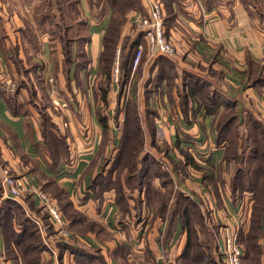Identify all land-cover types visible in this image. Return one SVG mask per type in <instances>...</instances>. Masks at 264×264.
Here are the masks:
<instances>
[{
  "label": "crops",
  "instance_id": "1",
  "mask_svg": "<svg viewBox=\"0 0 264 264\" xmlns=\"http://www.w3.org/2000/svg\"><path fill=\"white\" fill-rule=\"evenodd\" d=\"M51 1L53 8H56V0H0V182L4 166L35 183L39 181L48 186L53 182L61 188L72 206L82 213L83 217L71 220L74 234L70 239L65 240L57 233L46 230L41 233L40 238L45 245V249L40 251L42 264H77L73 250L61 249L60 245L65 244L85 249L92 255L91 264H143L153 257L159 259L160 264L175 263L187 242V233L180 224L176 225V232L170 234V225L152 208L144 209L139 219L133 213L128 219L121 220L118 206L113 200L104 198L100 202L89 196V184L101 162L99 150L104 130L97 116L100 90L97 91L95 87L102 78L100 58L113 10L106 4L92 6L90 0H78L80 11L72 16V22L67 21V33L76 39L73 47L80 51L79 56H74L67 73L62 45L50 32L51 28L58 29L69 15L61 16L59 11L54 14L52 9L50 17L43 6L32 14L34 4L40 6L46 2L49 5ZM148 1L140 0V8L127 12L122 36L133 38L140 32L133 34L130 29L140 11H149ZM168 3L173 11L168 34L176 46L174 61L178 62V66L215 56L223 66L228 81V97L239 103V109L244 114L260 112L259 116L264 119V0H170ZM164 5L168 7L166 3ZM165 18L169 21L167 15ZM79 24L84 27L80 32L76 30ZM118 50L120 53V48ZM117 52L116 61L119 59ZM82 55L87 58V63L80 66ZM159 55L146 52L139 77L154 80L160 68L157 62ZM2 72L17 83L15 94L1 88ZM49 76L56 80L55 92L48 84ZM135 76L137 74L133 72ZM115 87L119 88L112 83L108 92L110 97ZM166 92L163 90L153 95L167 98L169 103H165V109L168 112L173 104ZM54 100L67 105L58 109ZM40 107L48 114L50 124L47 126L43 123ZM191 108L187 118L182 107L177 106L181 115L178 123L189 129L197 125L192 118L193 114L197 118V113L194 107ZM255 108L257 111H253ZM169 117L167 126L172 128ZM202 118H198V122L201 119L203 127L215 129L213 114H204ZM173 123L176 125V121ZM157 126L160 127V124ZM51 132L62 141L65 153L60 152V147L55 148L57 141L52 144L47 138L46 135ZM90 136L93 138L87 141ZM175 142L166 141L171 146ZM180 145L186 148L181 142ZM55 154L58 164L52 156ZM214 154L216 158L213 163L217 164L220 151ZM204 172L211 175L205 169ZM187 177L181 180L185 182ZM195 182L197 188L188 182L189 189L182 182L177 188L193 197L203 211L205 206L216 209L222 226L238 218L243 231L248 230L253 206L252 192H246L235 201L230 185L225 196H216L210 186L200 185L199 180ZM229 182L230 177L226 183ZM27 195L28 200L23 196L20 203L28 212L38 215V211L42 210L38 196L33 193ZM92 222L100 227L88 230ZM76 223H83L84 229ZM222 226L217 238L218 250L223 243L220 234ZM163 241L167 242L163 244ZM260 243L264 248V237ZM0 264H25L20 256L18 260L7 257L1 227ZM261 264H264V252Z\"/></svg>",
  "mask_w": 264,
  "mask_h": 264
},
{
  "label": "rangeland",
  "instance_id": "2",
  "mask_svg": "<svg viewBox=\"0 0 264 264\" xmlns=\"http://www.w3.org/2000/svg\"><path fill=\"white\" fill-rule=\"evenodd\" d=\"M134 1V7L140 8L141 3L140 0H133ZM162 3L163 6V13L164 17H166V12H168V8L165 7V3H167V0H159ZM139 2V3H138ZM150 3V0L148 1ZM61 5L64 8V13L68 10L70 14L73 13V10L71 7H68V3L66 0H61ZM150 5V4H149ZM43 6V3L36 5H33L32 14L39 10ZM150 7V6H149ZM43 9H47L46 6H43ZM75 9V7H74ZM141 13L138 14L141 18L148 15V12L140 11ZM72 15H69L68 21L69 23L72 22ZM77 23V22H75ZM125 23L122 27V32L124 31ZM166 26V34H168L170 28L169 21ZM84 27L79 24V26H76L77 31H82ZM140 27L137 25L136 22H134V25L131 26V32L133 30V34H136L137 31H139ZM51 33V32H50ZM130 38L127 42V48L130 49L131 41L134 39V37L129 36H122V41L119 42V46L117 50L120 48L123 53H127L124 49V44L126 42V39ZM57 39V38H56ZM172 39V37H171ZM173 44L174 40L172 39ZM123 47V48H122ZM176 47V46H175ZM122 53V54H123ZM116 55V54H115ZM211 57V56H210ZM115 56V62L113 67V74L111 76V85L110 90L112 88V83L116 84L119 81L118 73L116 74V67L119 66L118 60L116 61ZM124 59V58H123ZM122 59V60H123ZM172 62L168 66L163 67V71H166L165 77L169 76L171 74V78L166 79L167 83V96L169 97V100L172 101L173 106H170L172 110L165 109V103H169L167 101L166 97L161 98V95L158 96V98L154 95H150L148 92H145L146 86L148 85L149 81H147L146 78L139 77L140 69L136 70L137 76L135 77H127L123 83V88L121 87L122 96L119 100V90L115 87L114 94L110 97L109 93H107V100H103V91L101 90L100 86L104 85L106 86L107 79L105 76L101 78L100 81L96 83L95 89L98 91L100 90V98H99V104L97 107H99L98 111V118L105 117L107 119L108 128L106 130H103V136L102 141L100 144V158L101 162L99 165L98 171L102 169V176L98 180V184H95V186L98 187L100 193L102 194L103 189H105L104 185L107 186L110 190L105 194V198H108L109 200H113L114 203L118 206L120 217L119 219H128L131 217L134 213V216H137V214L141 213V210H147L151 206H159L161 202L165 200L171 199V203L174 204L176 197L178 195L179 189L177 187L180 186V183H184V187L189 189V186L187 182L197 188V183L195 180L200 181V185L203 186H210L212 188V192L218 196V193L223 196L226 195V190L229 185H231V180L229 183H226L227 179H231L233 172H234V164L232 162L226 161L224 158V148L227 146V153H229L231 149V141L228 140V137L232 138L234 137V134L236 131H240L241 136H249V132L251 131V127H254L256 123L254 120L250 118V115L252 112L243 114V122L242 120H237L235 123H231L228 125V128H225V136L222 137L224 139V143L217 144L215 142L216 133L220 130V128L225 123L226 119L229 117H232L234 114H238L240 110H237L235 106L228 107L226 105V100L230 98L227 95L228 92V81L225 78V72L223 70V66L217 62V59L215 56H212L211 58H203V60L196 61L195 63H188L187 65H179L178 62L176 63L174 61L175 58H172ZM128 61V60H127ZM171 64H177L176 69L173 70L171 67ZM175 71V73H173ZM191 75H188V74ZM2 74L8 75L6 72H2ZM147 77V75L145 76ZM117 78V79H116ZM105 82V83H104ZM120 79V84H121ZM17 84V83H16ZM124 84H126L124 86ZM109 87V86H108ZM192 90L195 91L193 94ZM17 92V90H16ZM109 92V90H108ZM117 94V97H116ZM184 95H188L189 97V103L196 102V106H199L197 108H200L202 110H199L197 112V118L194 117L195 114L192 115V118L197 122V125H195L196 128H187L182 123H178V118L181 116L180 113L177 110V106L184 105ZM216 101L221 102L219 106L217 104L213 106V102ZM207 102L208 105L212 107L213 115L215 116V129L210 127H203V124L201 122H198V118L204 117V109H207V107H204V103ZM117 103V104H116ZM121 105V106H120ZM141 105V106H140ZM149 106L152 110L151 112L145 111L146 106ZM162 105V106H161ZM176 105V106H174ZM222 105V106H221ZM157 106L159 107L158 112ZM221 106V107H220ZM142 107V108H141ZM220 107V108H219ZM137 108L142 113L139 115ZM59 109V108H58ZM156 109V110H155ZM175 110V112H173ZM257 109L255 108V110ZM183 112V111H182ZM170 113V114H169ZM194 113V112H193ZM253 116L257 119L256 121H261L264 124L263 117H260V112L253 113ZM170 116V117H169ZM168 117L169 121L172 124V128L168 127ZM205 118H202L203 121ZM158 121V122H157ZM168 123H167V122ZM174 121H176V125H174ZM205 123V122H204ZM211 123V122H210ZM157 124H160V127L157 126ZM259 129V127H257ZM228 130V131H227ZM164 132V133H163ZM219 135V132L217 133ZM88 136V135H86ZM240 136V139L242 140V137ZM257 137L256 130H253L251 132V140L253 139L255 141H258L255 139ZM93 137H89L87 141H91ZM245 140V139H244ZM243 140V141H244ZM144 141V144H143ZM164 141H180L181 144L183 143L184 147H186L187 150L191 151L194 161L197 163L196 165H201L199 168H194L192 166H188L186 169L184 167H179V175H177L175 172H171L170 170L173 169V163L170 159V157L167 155V146ZM240 141V140H239ZM238 141V142H239ZM141 142V143H140ZM236 143V141H234ZM242 142V141H241ZM244 143V142H243ZM137 144V147L135 148ZM143 144V145H142ZM55 148L60 147V152L65 153V146H56L54 144ZM215 151H220V155L218 156V160L216 161L217 164L213 163L215 162ZM124 154V157H123ZM135 154V159L138 161V167H142V163L140 160H142L147 155H150L153 162L151 161L150 164H147L148 174L145 175L143 178L144 184L141 186H138L139 179L142 180L138 176V168L135 166L132 167L134 158L132 157ZM223 155V157H222ZM264 157V154L263 156ZM155 159V160H154ZM135 163V162H134ZM154 163V164H153ZM194 165V164H193ZM248 168V165L246 166ZM2 168L8 167L4 166ZM203 169H205L206 172L210 173L211 175H208L207 173H202ZM174 170V169H173ZM172 170V171H173ZM11 171V170H10ZM147 171V170H146ZM12 172V171H11ZM13 173V172H12ZM13 175H17L14 174ZM188 176V177H187ZM185 179L182 181L181 179ZM191 177V178H190ZM195 180H194V179ZM213 178V179H212ZM145 179V180H144ZM173 179V180H172ZM37 180V179H36ZM162 181H165L164 185ZM100 182V183H99ZM42 184V185H41ZM37 185L45 192L47 193L51 200L54 202V204L61 209L63 212L65 218L67 219V225L68 229L73 236L74 231L73 228L70 226L71 220L75 218H81L82 213L75 209L71 202L68 201V198L65 196L62 192L61 188L54 184L53 182L49 183L48 186L43 185V183H37ZM166 188H165V187ZM123 187V190L121 188ZM142 187V188H141ZM141 188V189H139ZM231 189V188H230ZM159 191V194H155L154 191ZM152 191V192H151ZM150 192V199L147 198V193ZM229 193V190L227 191ZM0 195V211L3 208L4 199H6L3 196V192ZM169 197V198H167ZM141 199H144L141 203ZM50 202L52 203V201ZM227 203V201H226ZM53 204V203H52ZM142 206L141 210L139 207ZM2 207V208H1ZM5 212L4 217L5 219H0V222L3 226V232L5 236L8 234V237H11V230L8 224L9 220V211L8 207L3 208ZM142 210V211H143ZM2 212V213H3ZM39 214L37 215L41 220L43 216L46 218L44 219L45 223H49V220L47 218V212L45 210H39ZM18 217H22L20 210L17 211ZM205 218H206V224L207 227H212L211 223L208 221L209 216L211 215L212 218H214L216 221H221L216 209H213L212 207L205 206V209L203 211ZM1 214V213H0ZM195 215V214H194ZM193 219L195 218L199 219L198 216H192ZM17 217L15 220L17 221ZM120 223V221H119ZM203 223V222H202ZM209 224V225H208ZM227 224V223H226ZM232 224V223H230ZM228 224V225H230ZM244 224V223H243ZM251 224V223H250ZM79 228L84 229L83 223H76ZM199 229H201V226H198ZM78 228V227H76ZM250 228V226H249ZM249 228L246 232L243 231V225L241 223L239 235H240V241L244 247L245 250V256L248 253L247 247H248V241H246L247 238V232L249 231ZM48 233H58V230L56 228L49 227L47 228ZM203 237V236H202ZM213 256L215 260H217L218 264H223L221 255L219 253V250L214 251ZM245 264H248V262L244 261Z\"/></svg>",
  "mask_w": 264,
  "mask_h": 264
},
{
  "label": "trees",
  "instance_id": "3",
  "mask_svg": "<svg viewBox=\"0 0 264 264\" xmlns=\"http://www.w3.org/2000/svg\"><path fill=\"white\" fill-rule=\"evenodd\" d=\"M170 0H167L166 5L168 6V12L167 16L169 18V23L172 22L173 17V11L170 8V4L168 3ZM68 3V7H71L73 10L74 15H77L80 11V4L78 0H66ZM140 2V1H139ZM138 2V3H139ZM90 4L92 6H99L101 4H106L110 6L113 10L112 14V20L110 22V25L107 29V33L104 38V50L102 52L101 58H100V75L107 79L106 86L102 85L100 86L101 90L103 91V100H107V93L110 89L111 85V76L113 74V67L115 62V54L117 52L118 44L121 39L122 34V27L124 23L126 22V14L130 9H138V7H134V1L133 0H90ZM56 8H53L54 4L53 1L47 5L46 2L43 3V6L47 7L48 13H50V17L53 9V13H58V11L62 15L68 16L72 15L67 10L66 13H64V8L61 5V0H56L55 2ZM75 7V9H74ZM56 11V12H55ZM67 18H65L64 22L61 23L60 27L57 28H51V36L53 38H57L61 45H62V51L64 52V61H65V71L68 73L69 68L71 67V64L73 62V58L75 55L79 54V49L73 47V43L76 42V39L72 38V36L67 33L68 24L66 21ZM165 23L167 24L168 19L164 17ZM66 21V22H65ZM167 33V32H166ZM170 36L169 34H167ZM130 38L126 39V42L124 44V49L128 51L127 53H123V51L120 49L119 53V71H118V77L119 81L117 83L118 87L120 88L119 92V100L122 96L121 87L123 86V83L125 79L129 77H133V72L135 73L137 69H140L141 71V65L143 62V59L145 57V54L147 52V49L145 47L144 53L142 56V59L137 66L136 70H133V62L135 58V51L136 47L139 42H144L145 40L143 38V33L139 32L134 39L131 41L130 49L127 48V42ZM146 46V45H145ZM123 48V47H122ZM123 53V54H122ZM79 56V55H78ZM82 60L80 61L79 65L82 66L87 63V58L84 57V55L81 56ZM124 58V59H123ZM123 59V60H122ZM128 60V61H127ZM157 62L160 65L159 71L157 73V76L154 78H150V81L148 85L146 86V91L151 96L155 94L156 92L167 90V83L165 82L166 79L171 78V74L165 77L166 71H163V67L168 66L172 60L164 55H159ZM168 64V65H167ZM171 68L175 70V65L171 64ZM24 73V71H21ZM175 73V71L173 72ZM188 74V73H187ZM191 75V74H188ZM121 79V84H120ZM153 80L152 85L151 82ZM105 83V82H104ZM126 84H124L125 86ZM109 86V87H108ZM123 88V87H122ZM32 91V88H30ZM193 94L195 93L194 90H192ZM189 96L184 95V102L182 105V110L184 111V117L189 118L188 111L192 109L191 107L195 108V112L197 113L199 110H202L200 108H197L199 106H196V102L189 103ZM230 98V97H229ZM227 108L231 106H235L237 110L239 109V103L235 100L230 98L226 100ZM14 104L13 102H11ZM219 106L221 102L216 101L213 102V106ZM41 105V104H38ZM121 106V105H120ZM209 106L207 102L204 103V107H207V109H204V114H214L212 107ZM222 106V105H221ZM220 106V107H221ZM219 107V108H220ZM43 107H40V110L42 112L43 116V123L45 126H47L49 123V117L48 114L45 112V110L42 109ZM151 108L147 105L146 106V113L151 112ZM138 114L140 115L142 113L141 109L139 110L137 108ZM244 113L242 110L238 112V114L232 115V117H229L226 119L223 126L220 128L219 135L216 133L215 142L217 144L224 143V139L222 137L225 136V128H228V125L231 123H235L237 120H242L243 122V115ZM253 114V113H252ZM250 115V118L254 120L256 125L254 127H251V131L249 132V136H241L240 131H236L234 134V137H228V140L231 141V149L229 153H227V146L224 148V158L228 162H232L234 164V172L231 177V195L233 200H238V198H242L246 192H252L253 196V206H252V214H251V224L249 231L247 232V238L246 241H248V247L247 251L248 253L244 254V261L246 258V261L248 264H261V258L262 254L264 252V248L262 247L260 243V239L264 237V124L261 121H256L257 119L255 116ZM101 124L103 125L104 130L108 128V121L105 117L99 118ZM259 127V129L257 128ZM253 130H256L257 137H255V141L251 140V132ZM228 131V130H227ZM47 138L50 140V142L57 141L55 143L56 146H61V140L57 139L54 136V133H50L49 135H46ZM240 136L242 137V140L240 139ZM245 139V140H244ZM240 140V141H239ZM244 140V141H243ZM236 141V143L234 142ZM239 141V142H238ZM242 141V142H241ZM244 142V143H243ZM141 143V142H140ZM144 144V141H143ZM142 144V145H143ZM167 148V155L170 157L172 163H173V171L170 170L172 173L175 172L177 175H179V167H184L185 169L188 166H192L194 168H199V165H196L197 163L194 161V157L191 153V151L187 150L186 148L181 147L180 141H176L172 146L166 143ZM63 145V144H62ZM137 147V144L135 148ZM54 161L56 162L57 154L52 155ZM124 157V154H123ZM135 159V154L132 156ZM155 160V159H154ZM153 162L150 155H147L144 157L140 162L143 164L141 168L138 167V161L136 159L133 162L132 167L135 166V168H138V176L142 180L139 179L138 186H142L144 184L143 178L145 175L148 174V169H146L147 164H150V162ZM57 164L59 162H56ZM154 164V163H153ZM194 164V165H193ZM151 165V164H150ZM248 165V168L246 167ZM202 167V166H201ZM203 168V167H202ZM147 170V171H146ZM102 169L99 170L96 174V176L92 179L91 183L89 184V196L93 197L94 199L99 200L102 202L105 198V194L110 191L109 188L104 185L105 189H103L102 194L100 193L99 189L95 184H98L99 178L102 176ZM213 179V178H212ZM145 180V179H144ZM173 180V179H172ZM100 183V182H99ZM163 185L165 181H162ZM2 182H0V195L3 192V188L1 187ZM165 187V186H164ZM142 188V187H141ZM139 188V189H141ZM166 188V187H165ZM178 189V188H177ZM123 190V187L121 188ZM178 195L176 197V200L174 204L171 203V199L165 200L161 202V204L157 207L151 206L150 208L155 210V214L162 217L163 220L167 221V223L170 225L169 227V233L172 234L173 232H176V225L180 224L181 228L187 233V242L186 245L182 251V254L180 258L175 263L170 264H218L217 260H215L213 256V252L218 250V243L217 238L219 234V229L222 226L218 221H216L214 218L211 217V215L208 217L209 222L211 223L212 227H207L206 224V218L203 213V209L201 208L200 204L191 196L185 195L181 190H177ZM152 192V191H151ZM155 194H159V191H154ZM218 196L220 194L218 193ZM26 201L28 200L29 195H25ZM23 197V198H24ZM150 199V192L147 193V198ZM169 198V197H167ZM3 208L8 207L9 213V220L8 224L11 230V237H8V234L5 236V245L7 249V257L8 258H15L18 260L19 256L23 259L25 264H42L40 259V251L42 249H45V245L41 241L40 235L41 231L38 226V224L35 222L34 218L37 217V215L28 212L26 207L21 204L19 201L14 200L12 198H6L3 200ZM144 201V199H141V203ZM139 207V206H138ZM2 208V207H1ZM1 209L0 211V219H5L4 209ZM140 210L142 206L139 207ZM3 210V211H2ZM22 212L21 218L18 217L19 213H16L17 211ZM44 211V209L42 208ZM143 210V208H142ZM142 210L140 214H137L136 218H141L143 216ZM3 212V213H2ZM46 212V211H45ZM40 212L38 211V214ZM47 214V218L49 220V223H45L44 219H46L44 216L41 221L47 228L54 227L52 223L50 222L49 214ZM195 214V215H194ZM192 216H198L200 218L195 220ZM18 218L17 221L15 218ZM78 219V218H75ZM73 221V219H72ZM203 222V223H202ZM205 222V224H204ZM209 225V224H208ZM198 226H201V229H199ZM0 227L3 230L2 223L0 222ZM100 227L97 223L92 222L88 226V230H92L95 228ZM4 233V232H3ZM5 235V234H4ZM203 236V237H202ZM167 241H163L162 243H166ZM164 246V245H163ZM61 249L64 250L65 248H70L74 251L75 257H76V263L77 264H91V258L90 254L86 252L85 249L79 247V246H73L70 247L68 245H60ZM165 248V247H164ZM93 258V257H92ZM156 259L155 257H153ZM152 259V258H151ZM223 262V261H222ZM97 264H100L99 262H96Z\"/></svg>",
  "mask_w": 264,
  "mask_h": 264
},
{
  "label": "built area",
  "instance_id": "4",
  "mask_svg": "<svg viewBox=\"0 0 264 264\" xmlns=\"http://www.w3.org/2000/svg\"><path fill=\"white\" fill-rule=\"evenodd\" d=\"M134 22L140 27L139 31L143 33L144 42H139L133 62V70H136L139 65L144 49L146 47L147 52L151 54H160L168 58H174L177 54V50L170 36L166 34V26L164 20L163 6L159 0H150V9L148 15L144 17L136 16ZM146 45V46H145ZM119 54V50L117 55ZM116 74L119 71V66L116 67ZM3 75V74H1ZM1 88L10 94H15L17 90V84L15 80L9 76H3ZM117 79V78H116ZM48 84L51 87V91L55 92L56 80L53 76L48 77ZM55 107L62 108L67 104L56 101ZM1 182L3 186V196L5 198H12L20 202L21 198L29 193L36 194L40 200L42 208L49 214L50 222L58 230L59 235L65 240L72 237L68 225L67 219L59 207H57L51 200L50 196L45 193L34 181L25 175H13L10 169H1ZM52 201V203L50 202ZM34 218L38 224L41 233H44L46 226L40 218ZM241 222L238 218L230 225L222 226L221 236L223 243L219 248L223 264H245L244 254L245 250L240 241ZM143 264H160L159 259H147Z\"/></svg>",
  "mask_w": 264,
  "mask_h": 264
}]
</instances>
